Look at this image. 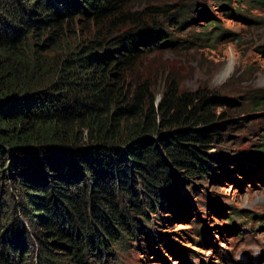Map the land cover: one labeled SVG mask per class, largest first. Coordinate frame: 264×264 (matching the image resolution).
Returning a JSON list of instances; mask_svg holds the SVG:
<instances>
[{
    "label": "trees",
    "instance_id": "obj_1",
    "mask_svg": "<svg viewBox=\"0 0 264 264\" xmlns=\"http://www.w3.org/2000/svg\"><path fill=\"white\" fill-rule=\"evenodd\" d=\"M76 1L0 0V182L30 207L36 264L38 257L51 264L59 246L85 264L87 254L153 235L143 228L146 209L174 213L179 201L171 168L203 177L214 167L204 149L220 135L213 93L169 85L154 105L146 82L110 81L152 48L170 45L157 20L166 5L130 11L122 8L127 0ZM77 13L98 28L63 44L75 27L64 34L61 26ZM258 92L249 97L256 108L264 104ZM120 129L127 133L116 142ZM4 224L0 264H22L24 238L7 245ZM7 225L15 227L11 219ZM7 248L14 254L3 256Z\"/></svg>",
    "mask_w": 264,
    "mask_h": 264
},
{
    "label": "rangeland",
    "instance_id": "obj_2",
    "mask_svg": "<svg viewBox=\"0 0 264 264\" xmlns=\"http://www.w3.org/2000/svg\"><path fill=\"white\" fill-rule=\"evenodd\" d=\"M81 1H76L78 7ZM153 5L169 9L157 20L171 35L170 45L152 48L110 81L130 87L146 82L154 105L169 85L178 92L213 93L214 123L221 124L220 135L204 151L214 167L195 179L171 168L179 201L174 213L158 208L151 215L146 209L149 219L143 228L154 236L139 233L137 239L113 243L107 253L87 254L83 260L85 264H264V104L256 108L249 103L253 90L264 94V0H127L122 8L139 11ZM86 18L77 13L74 21L62 24L64 34L69 25L75 27V34L63 44L92 36L98 27ZM118 132L116 142L127 133ZM81 136L84 142V133ZM29 210L15 189L0 182L3 242L25 244L22 251L28 254L22 264L37 263ZM10 219L14 228L7 225ZM64 251L59 246L51 264H78ZM10 252L7 248L3 256Z\"/></svg>",
    "mask_w": 264,
    "mask_h": 264
}]
</instances>
